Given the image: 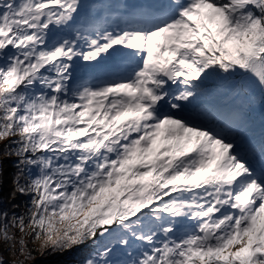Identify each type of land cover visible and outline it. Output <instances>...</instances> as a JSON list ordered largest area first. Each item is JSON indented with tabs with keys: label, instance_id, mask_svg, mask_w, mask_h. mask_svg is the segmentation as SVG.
<instances>
[{
	"label": "snow or ice",
	"instance_id": "1",
	"mask_svg": "<svg viewBox=\"0 0 264 264\" xmlns=\"http://www.w3.org/2000/svg\"><path fill=\"white\" fill-rule=\"evenodd\" d=\"M84 8L0 0V141L30 198L0 207V264L25 236L91 242L81 264H264V137L203 104L235 77L264 98V0Z\"/></svg>",
	"mask_w": 264,
	"mask_h": 264
},
{
	"label": "trees",
	"instance_id": "2",
	"mask_svg": "<svg viewBox=\"0 0 264 264\" xmlns=\"http://www.w3.org/2000/svg\"><path fill=\"white\" fill-rule=\"evenodd\" d=\"M240 77H235L233 80L218 82L216 85L212 86V89L218 88L221 84H227L230 89L239 88L246 95V105L249 111V116L247 119L242 120V124L247 126V130L253 136L255 131L254 119L256 114L264 105V98L260 91L256 90H248L246 87L239 83ZM205 99V98H204ZM203 104L210 107L208 102L203 100ZM7 141H0V159H3L4 163L7 166V173L9 176L8 186L3 188L2 193L6 192L5 203L0 204L4 210H7L10 213L18 211L20 214L25 211L26 205L29 201V196L22 195L20 193H16L15 197H12V193L14 190L13 178L16 173V167L14 166L16 158L13 157H5L2 151L3 145L6 144ZM1 181V180H0ZM1 185V184H0ZM16 205L17 207H14ZM26 241H28L29 248L32 249V256L27 261V264H81L83 259L93 250V244L88 242L78 247H73L69 250H58L53 251L51 248H47L44 250L40 249V241H32L31 237L25 236ZM6 251H11L12 256L7 255ZM3 260L5 264H11L12 261H15L18 257L12 250L9 249L7 245L3 246Z\"/></svg>",
	"mask_w": 264,
	"mask_h": 264
},
{
	"label": "rangeland",
	"instance_id": "3",
	"mask_svg": "<svg viewBox=\"0 0 264 264\" xmlns=\"http://www.w3.org/2000/svg\"><path fill=\"white\" fill-rule=\"evenodd\" d=\"M122 0H106V2H110L113 4H122ZM81 2L85 5V8L81 11V16L78 17V21L84 18L85 13L87 12L88 5L99 3V2H105V0H81ZM82 65L84 62H80ZM77 78H84L89 77V70L87 67H81L76 72ZM258 90V89H257ZM259 91V90H258ZM206 101L211 103L216 110H223L225 114H230L231 116H235L236 118L242 117L246 118L247 114L249 115V111L247 109L246 105V95L245 93L240 90L239 88H232L230 89L227 84H221L220 87L215 89L214 91H211V94L205 97ZM258 115L255 116L254 122H255V130L259 134L260 132L264 134V105H262V108L256 113ZM259 139V136H257ZM7 166L3 161V171L7 174L6 179L3 181H0V199H2L3 204L6 199V192L2 193V190H5L3 188L8 186L9 176L6 171ZM16 214H20L18 211L15 212ZM11 215V213H10ZM17 236L22 235L21 233L17 232ZM5 246V245H4ZM7 255L12 256L11 251H6Z\"/></svg>",
	"mask_w": 264,
	"mask_h": 264
},
{
	"label": "bare ground",
	"instance_id": "4",
	"mask_svg": "<svg viewBox=\"0 0 264 264\" xmlns=\"http://www.w3.org/2000/svg\"><path fill=\"white\" fill-rule=\"evenodd\" d=\"M97 67H99V66H97ZM255 139H256V137H255ZM5 171H3V174H2V176H0V180L1 181H3L4 180V175H5V173H4Z\"/></svg>",
	"mask_w": 264,
	"mask_h": 264
},
{
	"label": "water",
	"instance_id": "5",
	"mask_svg": "<svg viewBox=\"0 0 264 264\" xmlns=\"http://www.w3.org/2000/svg\"><path fill=\"white\" fill-rule=\"evenodd\" d=\"M5 175L7 176V174L5 173ZM6 176H4V180L6 179Z\"/></svg>",
	"mask_w": 264,
	"mask_h": 264
}]
</instances>
